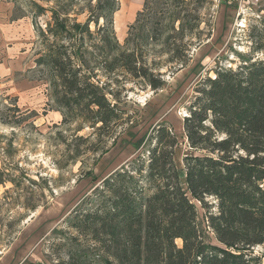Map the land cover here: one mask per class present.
<instances>
[{
    "label": "rangeland",
    "instance_id": "374dc122",
    "mask_svg": "<svg viewBox=\"0 0 264 264\" xmlns=\"http://www.w3.org/2000/svg\"><path fill=\"white\" fill-rule=\"evenodd\" d=\"M143 2L118 0L113 28L121 46ZM95 3L10 0L0 9V264H48L58 258V246L64 255L75 233L68 218L90 206L92 190L111 172L135 170L139 155L147 164L157 125L172 127L178 139L173 159L182 170L189 153L183 120L202 82L217 70L264 59V0H156L141 16L135 40L162 88L93 69V82L117 94L110 100L121 118L91 127L83 122L91 114L79 107L63 122L68 98L56 89L53 73L37 64L48 44L38 29L46 30L51 10L85 23ZM173 13L183 33L179 22L170 30ZM98 25L90 24L95 44ZM142 184L149 194V184Z\"/></svg>",
    "mask_w": 264,
    "mask_h": 264
},
{
    "label": "trees",
    "instance_id": "16d2710c",
    "mask_svg": "<svg viewBox=\"0 0 264 264\" xmlns=\"http://www.w3.org/2000/svg\"><path fill=\"white\" fill-rule=\"evenodd\" d=\"M153 1L144 0L123 46L113 28L118 0H96L85 23L51 10L46 30L38 29L48 44L37 64L53 73L56 89L68 98L63 122L79 107L91 114L83 117L91 127L121 118L110 100L117 94L93 82V69L162 88L135 40ZM175 22L183 33L173 13L172 31ZM91 23L99 27L96 44ZM248 62L202 82L183 120L189 148L183 169L174 163L178 139L172 127L157 125L147 164L139 155L135 170L120 168L101 180L88 197L90 206L68 218L75 233L64 255L56 247L58 258L48 264H264V59Z\"/></svg>",
    "mask_w": 264,
    "mask_h": 264
},
{
    "label": "crops",
    "instance_id": "0c3cea01",
    "mask_svg": "<svg viewBox=\"0 0 264 264\" xmlns=\"http://www.w3.org/2000/svg\"><path fill=\"white\" fill-rule=\"evenodd\" d=\"M10 0H0V9H8Z\"/></svg>",
    "mask_w": 264,
    "mask_h": 264
},
{
    "label": "bare ground",
    "instance_id": "6f19581e",
    "mask_svg": "<svg viewBox=\"0 0 264 264\" xmlns=\"http://www.w3.org/2000/svg\"><path fill=\"white\" fill-rule=\"evenodd\" d=\"M119 26H120V23L118 24V28H119Z\"/></svg>",
    "mask_w": 264,
    "mask_h": 264
}]
</instances>
